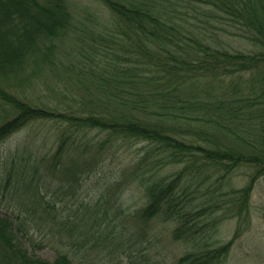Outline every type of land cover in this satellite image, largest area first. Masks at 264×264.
<instances>
[{
  "label": "trees",
  "instance_id": "obj_1",
  "mask_svg": "<svg viewBox=\"0 0 264 264\" xmlns=\"http://www.w3.org/2000/svg\"><path fill=\"white\" fill-rule=\"evenodd\" d=\"M92 1L97 7L0 0V144L36 123L62 129L47 149L32 140L0 155V196L25 192L0 216V264H77L85 244L111 234L121 237V258L133 257L123 224L130 216H160L176 223L175 239L198 242L180 264H224L235 237L216 246L213 234L230 217L236 235L250 224V198L264 175V0ZM229 30L254 49L223 44ZM47 72L57 79L41 83L50 94L28 95ZM119 142L137 145L130 176L117 177L121 201L105 189L91 206L79 198L83 214L64 216L69 190ZM237 172L248 177L241 187L232 183ZM133 182L145 194L140 207L124 205ZM74 219L92 223L82 229ZM24 222L49 235L63 230L69 243L54 259L40 256Z\"/></svg>",
  "mask_w": 264,
  "mask_h": 264
},
{
  "label": "rangeland",
  "instance_id": "obj_2",
  "mask_svg": "<svg viewBox=\"0 0 264 264\" xmlns=\"http://www.w3.org/2000/svg\"><path fill=\"white\" fill-rule=\"evenodd\" d=\"M76 4L79 6L87 5L91 8L97 7V2L92 0H76ZM230 31V30H229ZM73 39V38H72ZM222 43L227 44L231 49L240 50H252L254 46L246 38L236 35L232 31L224 33L222 37ZM64 48L59 52V56L66 57L73 42L70 38L66 39ZM48 83L51 86L57 84V79L54 74L47 72L42 73L38 80L29 86L26 90L27 94L32 96H38L40 94H50L41 87V83ZM61 85V84H60ZM56 86V85H55ZM44 95V96H46ZM36 126H28L20 132L15 133L7 141L0 144V155L8 152L9 150L15 149L17 145H26L25 141L36 140L38 144H44V148L47 149L51 146L54 138L57 134L60 135L62 132L61 127L53 125L52 123L42 124L36 123ZM38 134L39 140L34 138V135ZM41 134V135H40ZM114 149L108 154L106 160L101 163L99 170L87 176L84 180V184L80 187L83 193L79 196L78 184L69 190L67 196L70 199H65L63 202L62 212L64 216L67 214H83L84 209L78 208L77 201L79 198L85 201V206H91L95 196L100 191H105V197L109 199L114 197L121 201V188L117 186V177L121 174L124 177L130 176L131 172L129 167L132 162L134 148L137 145H133L128 148L127 145H121V142L117 143ZM24 148V147H22ZM93 151H89L86 157L93 156ZM98 158H100L98 156ZM174 169V168H173ZM165 172H169L171 167H166ZM232 178V183L235 187H241L248 181V177L244 174H239ZM68 174H66L67 176ZM64 174L63 172L58 173L56 180L61 182ZM68 178L71 176L68 175ZM73 184L75 182L73 181ZM80 185V184H79ZM58 184H55L57 187ZM109 187V190H107ZM2 190L0 189V192ZM25 196L24 190L18 191V194L12 193L11 195L0 196V216L9 212L8 204L18 203L17 198ZM66 196V197H67ZM124 205L126 207H140L145 203V194L142 189L133 182V185L124 192L123 195ZM251 222L245 225V229L242 230L238 235L235 231L237 230L238 223L237 218H229L221 221L213 234V242L215 241L216 246L220 243L226 242L229 239L235 237V243L229 252L227 259L224 264H264V175L259 177L256 186L252 192L251 198ZM65 203V204H64ZM117 212V211H116ZM119 212H117L118 214ZM121 217V215L119 216ZM125 216L123 215V218ZM121 220V218H119ZM24 222L23 235L28 240L29 247L34 253L43 256L48 259H54L57 250H63L64 244L69 243L67 238L68 234L65 232H53L48 234V231L43 229H33L31 223ZM88 219L78 220L74 219L73 225H80L82 229L85 224H90ZM114 222H112L113 224ZM117 224V225H116ZM125 228L129 229L130 232L125 233L128 235L129 240L126 244L130 245V250L133 257L121 258V237L119 240L110 241L113 236L117 234H111L108 239H97L94 238L85 244V248L80 253V257L77 258V264H180L179 258L189 251H195L198 247V242L190 239H175L173 230L176 227L175 222H169L157 216L151 220H142L136 217L130 216L129 218L123 219ZM62 227V226H61ZM114 232L121 236V223H115ZM47 228V227H46ZM76 228V227H75ZM124 228V227H123ZM60 225L58 226V230ZM113 235V236H112ZM73 237V236H72ZM73 243L75 241L73 240ZM83 243V241H82ZM128 246V245H127ZM120 249V252H119ZM119 254V255H115Z\"/></svg>",
  "mask_w": 264,
  "mask_h": 264
}]
</instances>
